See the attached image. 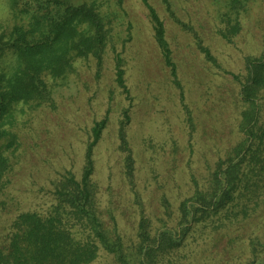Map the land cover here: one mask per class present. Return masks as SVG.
I'll return each mask as SVG.
<instances>
[{
  "label": "rangeland",
  "instance_id": "1",
  "mask_svg": "<svg viewBox=\"0 0 264 264\" xmlns=\"http://www.w3.org/2000/svg\"><path fill=\"white\" fill-rule=\"evenodd\" d=\"M95 1L109 21L110 42L101 65L95 56H76L67 76L50 79L52 103L19 104L13 131L19 147L0 189V236L27 208L52 203L54 183L67 170L82 175L92 127L109 114L108 127L95 148L94 180L106 224L130 239L144 214L162 227L163 198L174 209L191 195L193 174L203 183L220 156L240 140L242 104L231 73H245V57L264 46V0H149L163 17L183 89L177 87L158 46L144 0ZM9 0H0V22L11 21ZM240 30L229 42L221 30L229 21ZM217 57L207 60L200 40ZM126 70L130 94L116 82V54ZM184 96V97H183ZM131 116L128 138L135 175L126 174L119 148L120 121ZM170 224H174L169 220ZM264 241V201L247 219L201 236L189 237L169 264H264L255 259L251 240ZM260 249L262 247L258 246ZM101 257L94 264H109Z\"/></svg>",
  "mask_w": 264,
  "mask_h": 264
},
{
  "label": "trees",
  "instance_id": "2",
  "mask_svg": "<svg viewBox=\"0 0 264 264\" xmlns=\"http://www.w3.org/2000/svg\"><path fill=\"white\" fill-rule=\"evenodd\" d=\"M232 1L242 6V0ZM144 2L165 64L182 90L165 20L149 0ZM166 3L173 13L168 0ZM9 4L11 21L0 22V189L20 143L13 131L16 107L52 103L50 79L67 76L76 56L93 55L101 65L110 42L109 21L95 1L9 0ZM229 24L221 33L231 42L241 24L232 19ZM198 47L207 60L218 65L217 57L201 40ZM115 60L116 82L129 95L120 54ZM245 68V73H231L239 84L242 104L240 140L215 161L203 183L193 174V192L177 209L163 198L167 219L161 218L162 227L154 228L151 218L143 214L135 237L127 239L102 217L99 185L93 175L95 148L109 123L106 114L92 127L81 177L67 170L54 183L53 201L46 210L27 208L12 219L8 234L0 236V264H94L101 257L109 264H169L189 237H202L207 229L215 231L247 219L264 201V46L259 55L245 57ZM130 120L125 110L118 136L126 174L133 179L135 158L127 132ZM248 245L256 250V260L264 255V241L253 239Z\"/></svg>",
  "mask_w": 264,
  "mask_h": 264
}]
</instances>
